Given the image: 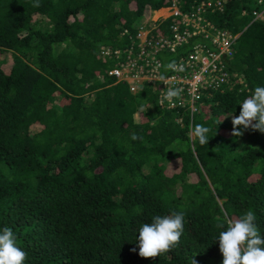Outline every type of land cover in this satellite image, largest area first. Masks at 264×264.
I'll return each mask as SVG.
<instances>
[{
    "label": "trees",
    "instance_id": "trees-1",
    "mask_svg": "<svg viewBox=\"0 0 264 264\" xmlns=\"http://www.w3.org/2000/svg\"><path fill=\"white\" fill-rule=\"evenodd\" d=\"M208 1L203 23L240 35L224 61L231 82L194 114L162 105L159 81L133 94L109 76L141 28L156 47L176 33L181 16L155 11ZM221 1L0 0V230L13 229L25 264H222L216 218L248 210L264 237V134L234 137L231 123L264 87V0ZM193 44L164 51L175 61ZM197 123L208 145L189 135ZM181 210L179 246L141 257V224Z\"/></svg>",
    "mask_w": 264,
    "mask_h": 264
},
{
    "label": "clouds",
    "instance_id": "clouds-1",
    "mask_svg": "<svg viewBox=\"0 0 264 264\" xmlns=\"http://www.w3.org/2000/svg\"><path fill=\"white\" fill-rule=\"evenodd\" d=\"M34 6H39L38 0ZM173 6L160 9L165 10L163 17L170 16ZM239 35H233L231 37L232 43L229 45L215 43L225 49L220 60H222L223 69L228 73L229 78L233 77L225 69L224 61L232 56ZM199 40L203 41V38L199 37L193 45L200 43ZM208 44L211 50L219 52V49L213 45L212 39H210ZM161 61L166 75L170 71H177L179 68L175 61L170 63ZM109 76L115 77L118 82L125 81L128 83L130 91L133 94L138 93L146 83L154 82L143 79L137 92H133L130 81L119 78L117 75ZM161 79L163 80L165 77L161 76ZM242 80L244 79H240L241 83ZM230 82L231 80H229ZM155 85L157 87L158 82ZM208 90L204 91L203 96L206 95ZM181 93L182 89L180 88L165 87L161 93V101L171 102L174 98H179ZM201 102L202 99L199 103ZM198 104L196 111L199 108ZM239 109V115L234 114L231 116L232 135L234 137H241L246 130L264 134V87L256 86L254 91L240 102ZM141 110L143 109L141 108ZM210 132L211 129L209 127L197 123L190 128L189 135L194 139H198L201 145H208ZM131 139L137 140L140 137L133 133ZM216 220L215 226L217 229H220L216 239L219 241V251L223 257L222 264H264V237L261 235L260 227L256 222V215L252 210H248L235 218L226 216L223 220L220 217H217ZM184 222L185 215L181 210L173 211L169 215H156L151 218L150 222L142 223L138 229V237L136 238L139 255L143 258H155L161 253L169 252L178 247L184 232ZM135 250L133 249V251ZM27 255V252L18 246L17 236L11 227H4L0 230V264H25ZM195 257L191 259L190 264H198Z\"/></svg>",
    "mask_w": 264,
    "mask_h": 264
},
{
    "label": "built area",
    "instance_id": "built-area-1",
    "mask_svg": "<svg viewBox=\"0 0 264 264\" xmlns=\"http://www.w3.org/2000/svg\"><path fill=\"white\" fill-rule=\"evenodd\" d=\"M221 2V1H220ZM217 2V5H220ZM222 3V2H221ZM203 8L195 13H182L177 6L172 7L170 15L181 16V23L174 25L175 34L170 37H161L157 41L159 47L155 46V36L150 34V30L143 27L138 34L139 43L133 42L132 46L124 50H116L115 53L123 55L122 61L116 63V66L108 70L109 75H117L119 78L127 79L131 83V90L137 92L143 79L149 81H159L158 98L162 105L170 108L187 107L193 114L197 109V104L203 98L204 91L215 84H228V73L224 71L221 56L225 49L215 43L229 45L232 43L230 35L227 32L214 31V26L210 23H203L201 11L206 6H211L212 1L203 4ZM166 18V17H165ZM205 36L209 41L212 39L213 45L219 49V52L209 48L207 43L200 42L193 45L191 50L176 58L175 62L179 66L178 70L170 71L165 79H161L159 73L163 63L158 61V53L171 50L176 52L185 42H195L199 37ZM197 36V39L190 40ZM106 50L103 51L105 54ZM159 66V67H158ZM165 87H177L182 89L181 96L174 98L171 102L161 101V93Z\"/></svg>",
    "mask_w": 264,
    "mask_h": 264
},
{
    "label": "rangeland",
    "instance_id": "rangeland-1",
    "mask_svg": "<svg viewBox=\"0 0 264 264\" xmlns=\"http://www.w3.org/2000/svg\"><path fill=\"white\" fill-rule=\"evenodd\" d=\"M157 13V12H156ZM157 14H155L154 13V15H153V20H156L157 19V16H156ZM159 57H160V59L161 60H163L165 63H170V62H172V57L171 56H168L165 52L164 53H160V55H159ZM174 61V60H173ZM138 118V116H136V119Z\"/></svg>",
    "mask_w": 264,
    "mask_h": 264
},
{
    "label": "crops",
    "instance_id": "crops-1",
    "mask_svg": "<svg viewBox=\"0 0 264 264\" xmlns=\"http://www.w3.org/2000/svg\"><path fill=\"white\" fill-rule=\"evenodd\" d=\"M160 11H165V10H159L158 12H160ZM158 12H157V13H155V14H158Z\"/></svg>",
    "mask_w": 264,
    "mask_h": 264
}]
</instances>
